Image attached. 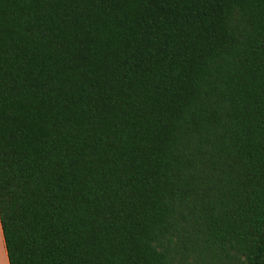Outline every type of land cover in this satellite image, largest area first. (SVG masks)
Segmentation results:
<instances>
[{
  "label": "trees",
  "instance_id": "1",
  "mask_svg": "<svg viewBox=\"0 0 264 264\" xmlns=\"http://www.w3.org/2000/svg\"><path fill=\"white\" fill-rule=\"evenodd\" d=\"M10 264H264V0H0Z\"/></svg>",
  "mask_w": 264,
  "mask_h": 264
},
{
  "label": "crops",
  "instance_id": "2",
  "mask_svg": "<svg viewBox=\"0 0 264 264\" xmlns=\"http://www.w3.org/2000/svg\"><path fill=\"white\" fill-rule=\"evenodd\" d=\"M0 264H10L0 221Z\"/></svg>",
  "mask_w": 264,
  "mask_h": 264
}]
</instances>
